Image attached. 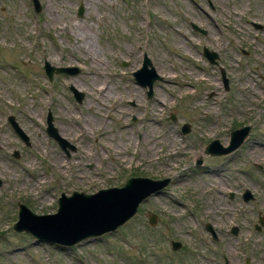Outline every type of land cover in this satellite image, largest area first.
I'll list each match as a JSON object with an SVG mask.
<instances>
[{
  "label": "rangeland",
  "instance_id": "obj_1",
  "mask_svg": "<svg viewBox=\"0 0 264 264\" xmlns=\"http://www.w3.org/2000/svg\"><path fill=\"white\" fill-rule=\"evenodd\" d=\"M44 61L75 72L48 80ZM245 125L237 149L203 153ZM129 176L169 182L112 232L62 248L11 228L18 202L49 214ZM0 264H264V0H0Z\"/></svg>",
  "mask_w": 264,
  "mask_h": 264
},
{
  "label": "water",
  "instance_id": "obj_2",
  "mask_svg": "<svg viewBox=\"0 0 264 264\" xmlns=\"http://www.w3.org/2000/svg\"><path fill=\"white\" fill-rule=\"evenodd\" d=\"M38 10V7H35ZM78 13L81 8L78 7ZM192 29L200 33L205 30L196 25H191ZM204 56L209 63H214L217 55L213 51L204 48ZM143 64H149L148 59H143ZM43 71L48 80L52 74H72L75 67H53L46 61L43 62ZM139 74H149L145 80L139 79L143 86L148 87L147 96L151 94V85L158 79L157 75L150 68L143 67L136 71ZM137 75V74H136ZM225 83V80H223ZM74 96L77 92L72 90ZM75 96V97H76ZM80 96V94H79ZM8 121L13 130L24 142L26 137L17 127L13 118L8 116ZM46 133L52 137L58 146L67 154L66 148L73 150V146L68 144L63 138L59 137L51 124L49 113L46 116ZM249 125L233 129L229 133V140L226 145H221L217 139L210 140L203 148V153L210 156L226 155L237 149L249 133ZM182 131L187 130V125L182 126ZM16 156V154H14ZM201 163V158L195 161V165ZM169 178L151 179L143 176H130L124 180L120 186L101 188L93 193H84L71 191L69 195L60 193L56 199L55 212L49 214H35L31 212L23 203H17L16 220L12 224V230L15 232H24L31 235L39 242H47L60 247H71L89 238H96L102 234L112 232L129 220L137 210L140 202L144 201L150 195L158 193L168 184ZM244 200L250 198L247 191L242 195ZM147 220L153 225L156 217L154 214H148ZM263 220L258 218V224ZM204 227L214 239V232L210 225ZM255 228L258 229L257 225ZM231 233H236V228L232 227ZM179 246L178 242H171L172 249Z\"/></svg>",
  "mask_w": 264,
  "mask_h": 264
},
{
  "label": "bare ground",
  "instance_id": "obj_3",
  "mask_svg": "<svg viewBox=\"0 0 264 264\" xmlns=\"http://www.w3.org/2000/svg\"><path fill=\"white\" fill-rule=\"evenodd\" d=\"M148 65H150V63L149 64H147V65H144V64H142V67H141V69L143 68V67H148ZM138 71V70H137ZM159 71H160V73L161 74H165L164 75V79H165V81L167 82V83H172L170 80L171 79H176V76H173V77H170L169 76V73L166 71V69H164V67H159ZM137 74V75H136ZM148 76H149V74H146V75H143L142 76V74H139V73H137L136 71H135V73L133 74V77H134V79H135V81H136V83L137 84H139L140 86H142V87H145V86H143L141 83H140V81H139V79H142V80H145V79H147L148 78ZM145 77H147V78H145ZM146 81V80H145ZM173 84V83H172ZM190 84L189 83H187L186 85H184V86H182V87H184L185 88V86H189ZM91 87H93V86H91ZM183 88V89H184ZM185 90L186 89H184L183 90V92H185ZM106 91V96L107 95H110L111 93H110V90H108V92H107V90H105ZM97 94H98V99H99V97H103L102 95V90H99V91H97ZM133 94H134V91L133 92H130L127 96L128 97H132L133 96ZM253 94V93H252ZM106 96H104V97H106ZM101 100V99H100ZM122 100V99H121ZM103 103V98H102V100H101V104ZM155 103H156V107H157V109L160 107L161 108V106H163L165 103H166V100L164 99V98H162V97H157V98H155ZM98 105V104H97ZM100 106V105H99ZM99 106H97V107H99ZM100 108L102 109H105V107L104 106H100ZM159 108V109H160ZM109 110V109H108ZM89 123H93L94 121H92V120H89L88 121ZM156 124H157V121H156ZM64 131V130H63ZM60 133V132H59ZM61 134V133H60ZM64 136V135H63ZM155 152V151H154ZM39 180H40V178H39ZM209 180V179H208ZM211 185H213L214 186V184L213 183H211ZM220 190V189H219ZM211 191V190H210ZM217 211V210H216Z\"/></svg>",
  "mask_w": 264,
  "mask_h": 264
}]
</instances>
